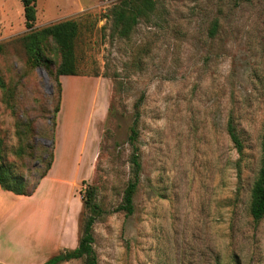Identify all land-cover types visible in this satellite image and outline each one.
I'll return each mask as SVG.
<instances>
[{
    "label": "rangeland",
    "instance_id": "obj_1",
    "mask_svg": "<svg viewBox=\"0 0 264 264\" xmlns=\"http://www.w3.org/2000/svg\"><path fill=\"white\" fill-rule=\"evenodd\" d=\"M121 1L37 0L36 29L79 23V74L60 78L53 45L37 67L20 41L27 32L2 38L4 8L16 32L24 8L0 0V158L33 185L56 133L33 196L0 187V264H43L76 248L89 187L103 211L98 264H264V219L250 212L263 159L264 0H154L127 38L114 24ZM29 117L34 134L19 121ZM136 119L142 168L127 215L118 208L133 178Z\"/></svg>",
    "mask_w": 264,
    "mask_h": 264
},
{
    "label": "trees",
    "instance_id": "obj_2",
    "mask_svg": "<svg viewBox=\"0 0 264 264\" xmlns=\"http://www.w3.org/2000/svg\"><path fill=\"white\" fill-rule=\"evenodd\" d=\"M24 8V20L27 33L20 38L23 48L25 49L29 60L37 67H46L49 60L47 52L53 45L60 54L61 62L57 68L58 77L78 76L79 67L76 57V40L79 35L78 21L71 19L54 24H50L42 29H36L37 21V0H20ZM250 1V0H245ZM156 2L154 0H122L115 5L113 9L114 24L117 34L122 38L129 37L135 27L143 18H148L154 12ZM1 48V45H0ZM60 109L58 110V113ZM21 127H29L31 134L35 133V120L28 118L22 120L19 118ZM26 133L24 130L22 134ZM229 135L238 148L242 144L233 128L230 126ZM52 139L51 149L53 152L42 162H46L45 170L36 177V182L32 185L24 175H17L13 171V164L8 161L5 155L0 158V187L7 192H11L17 196H32L37 191L41 181L47 177L52 169L54 162L55 138ZM139 137L138 120L136 119L130 136L131 145L134 152L131 158L133 178L125 189L123 204L118 208L125 211L127 215L134 212V197L139 184L141 173V161L136 145ZM29 141L25 146H20V153L24 154V149L29 148ZM262 165L258 179L253 185L251 191L250 212L255 221L264 219V134L262 138ZM96 189L89 187L85 190L83 198L84 209L87 210V217L84 222L82 236L78 242V246L74 249H65L59 254L51 257L43 264H63L72 260L84 259L85 264H98L97 254L94 249V233L93 228L97 219L102 214V208L96 203Z\"/></svg>",
    "mask_w": 264,
    "mask_h": 264
},
{
    "label": "crops",
    "instance_id": "obj_3",
    "mask_svg": "<svg viewBox=\"0 0 264 264\" xmlns=\"http://www.w3.org/2000/svg\"><path fill=\"white\" fill-rule=\"evenodd\" d=\"M82 5V4H81ZM77 5L75 4V5H73V4H71V5H69V8H66V9H68V10H70V11H74V12H78L79 11V9H80V7L82 8V6H80L79 8H77L76 7ZM67 10V11H68ZM65 13V12H64ZM24 14V13H23ZM12 19H13V17H12V15H10V13L7 11V10H5V8H4V10H3V21H4V23H6L5 25H6V29L3 31V33H4V35H3V37L2 38H8V37H10V36H13V34H15V33H24V32H27V29H26V27H25V20H24V27H22V28H25V30L24 29H22V30H20V28H19V30H18V32H16V31H14V28L12 29L11 28V25H12ZM37 20H38V15H37ZM37 22V21H36ZM37 25V24H36ZM35 25V26H36ZM64 77H68V76H63V77H61V78H64ZM72 110H74V108H72ZM82 125V127H84L85 126V132H87L89 129V123L87 122H85L84 121V123H82L81 124ZM51 171V170H50ZM49 174V173H48ZM45 179V178H44ZM43 179V180H44ZM42 180V181H43ZM42 181H41V183H42ZM41 183H40V185H41ZM39 185V186H40ZM2 191V190H1ZM7 192V191H6ZM2 193V192H1ZM1 193H0V195H1ZM9 193H11V192H9ZM36 193V192H35ZM13 194V193H12ZM15 195V194H14ZM17 196V195H16ZM33 196V195H32ZM24 197H26V196H24ZM29 197H31V196H29ZM36 218H39V217H36ZM34 219V218H33ZM38 222V220H33V224H35V223H37Z\"/></svg>",
    "mask_w": 264,
    "mask_h": 264
}]
</instances>
